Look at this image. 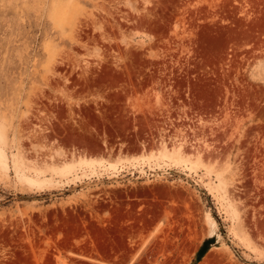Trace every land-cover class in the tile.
Returning <instances> with one entry per match:
<instances>
[{"label": "rangeland", "instance_id": "1", "mask_svg": "<svg viewBox=\"0 0 264 264\" xmlns=\"http://www.w3.org/2000/svg\"><path fill=\"white\" fill-rule=\"evenodd\" d=\"M0 264H264V0H0Z\"/></svg>", "mask_w": 264, "mask_h": 264}, {"label": "trees", "instance_id": "2", "mask_svg": "<svg viewBox=\"0 0 264 264\" xmlns=\"http://www.w3.org/2000/svg\"><path fill=\"white\" fill-rule=\"evenodd\" d=\"M213 243H214L213 237L204 239L199 249L196 252L195 260L199 261L207 252V250L212 246Z\"/></svg>", "mask_w": 264, "mask_h": 264}, {"label": "bare ground", "instance_id": "3", "mask_svg": "<svg viewBox=\"0 0 264 264\" xmlns=\"http://www.w3.org/2000/svg\"><path fill=\"white\" fill-rule=\"evenodd\" d=\"M54 6H55V5H54ZM62 7H63V6H62ZM58 9H59V8L57 7L56 10L59 12V11L61 10V7H60L59 10H58ZM53 11H55V10H53ZM64 13H65V12H64L63 10H61L60 13L58 14V16L60 17V20H62V18H63V16H64ZM55 14H56V12H55ZM58 20H59V19H58ZM58 20H57V21H58Z\"/></svg>", "mask_w": 264, "mask_h": 264}]
</instances>
